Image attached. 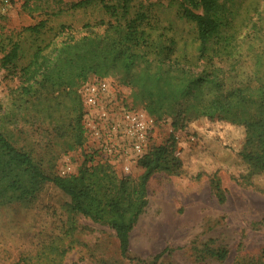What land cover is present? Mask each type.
<instances>
[{
    "label": "trees",
    "instance_id": "1",
    "mask_svg": "<svg viewBox=\"0 0 264 264\" xmlns=\"http://www.w3.org/2000/svg\"><path fill=\"white\" fill-rule=\"evenodd\" d=\"M250 12L247 0H77L48 11L34 24L0 31V68L19 80L26 100L51 103L53 93L67 92L77 112L72 130L80 150L85 133L78 88L93 76L130 86L134 100L144 102L150 115L170 120L172 133L201 117L243 127L238 155L248 164L249 181L264 172V74L257 86L230 85L227 63L239 52L250 25L264 54L258 35L263 13L258 9L255 20ZM176 150L175 135L154 144L139 161L143 172L138 179L119 176L111 164L93 163L87 154L76 173L49 175L30 150L0 130V206L31 205L52 182L70 197L71 212L114 229L125 255L146 206L151 176L183 165ZM211 185L222 192L217 172Z\"/></svg>",
    "mask_w": 264,
    "mask_h": 264
},
{
    "label": "rangeland",
    "instance_id": "2",
    "mask_svg": "<svg viewBox=\"0 0 264 264\" xmlns=\"http://www.w3.org/2000/svg\"><path fill=\"white\" fill-rule=\"evenodd\" d=\"M5 1L0 31L34 24L48 11L77 0ZM247 1L255 20L258 9L263 13L258 35L264 40V0ZM251 26L244 29L246 40L235 58L228 60L230 85L257 86L264 74V54H259L260 40ZM19 86L17 78L0 68V130L16 146L30 150L49 175H60L66 155L82 162L73 141L77 112L67 92L53 93L51 103L32 102ZM123 87L129 102L144 109V102L132 97L133 89ZM166 120L152 144L175 135L183 165L151 176L146 206L130 232L125 255L114 229L71 212L70 197L47 182L31 205L0 206V264H264V172L249 181L245 178L248 164L238 155L245 139L243 127L201 117L172 133ZM142 172L140 167L128 176L138 179ZM215 172L219 194L211 185ZM159 253L161 258L154 261Z\"/></svg>",
    "mask_w": 264,
    "mask_h": 264
},
{
    "label": "built area",
    "instance_id": "3",
    "mask_svg": "<svg viewBox=\"0 0 264 264\" xmlns=\"http://www.w3.org/2000/svg\"><path fill=\"white\" fill-rule=\"evenodd\" d=\"M7 2L0 0V12L7 10ZM83 104L82 124L85 141L81 155L90 161L108 162L124 175L140 168L139 161L150 152L156 130L167 123L145 109L129 102V93L109 77L93 76L78 88ZM168 128L172 132L171 122ZM176 156L180 151L176 150ZM61 176L77 172L81 162L66 155Z\"/></svg>",
    "mask_w": 264,
    "mask_h": 264
}]
</instances>
